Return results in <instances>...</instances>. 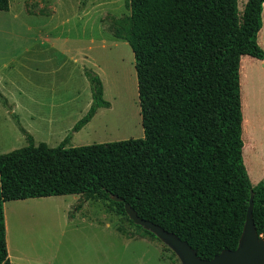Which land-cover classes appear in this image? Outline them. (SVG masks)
<instances>
[{
	"label": "trees",
	"instance_id": "16d2710c",
	"mask_svg": "<svg viewBox=\"0 0 264 264\" xmlns=\"http://www.w3.org/2000/svg\"><path fill=\"white\" fill-rule=\"evenodd\" d=\"M10 6L0 0V11ZM126 6L130 15L113 19L114 36L135 57L143 138L67 148L68 136L55 148L35 145L0 91V103L29 142L0 155V264H11L4 205L28 199L79 195L78 210L101 201L133 228L129 237L159 243L177 257L130 220L128 204L212 260L237 249L253 193L254 222L264 235V177L253 186L244 164L240 74L244 57L264 61L258 43L264 0H248L243 10L239 0H127ZM84 75L93 101L72 133L111 106L101 78L88 68Z\"/></svg>",
	"mask_w": 264,
	"mask_h": 264
},
{
	"label": "rangeland",
	"instance_id": "374dc122",
	"mask_svg": "<svg viewBox=\"0 0 264 264\" xmlns=\"http://www.w3.org/2000/svg\"><path fill=\"white\" fill-rule=\"evenodd\" d=\"M83 1L10 0V11H0V78L13 83L8 90L1 81L0 91L35 145L55 148L68 136L67 148L144 137L135 57L128 43L114 36L113 19L130 15L127 0H87L85 6ZM247 1L239 0L241 10ZM262 20L258 43L264 50V8ZM85 68L101 78L104 100L111 106L100 108L89 125L72 133L93 101ZM240 74L244 164L256 186L264 177V61L244 57ZM40 86L43 89L35 88ZM76 92L77 98L69 104ZM32 110L47 117L32 119ZM7 112L0 103V155L29 143ZM79 202L74 196H61L12 207L9 239L13 255L17 250L19 257L32 264L37 259L41 264H181L159 243L129 237L133 228L103 202L90 201L78 210ZM28 207L38 212L29 214ZM82 218L90 223L81 224ZM24 260L22 264H29Z\"/></svg>",
	"mask_w": 264,
	"mask_h": 264
},
{
	"label": "water",
	"instance_id": "95a60500",
	"mask_svg": "<svg viewBox=\"0 0 264 264\" xmlns=\"http://www.w3.org/2000/svg\"><path fill=\"white\" fill-rule=\"evenodd\" d=\"M115 202H121L118 197H112ZM254 195L251 194L249 208L243 233L236 250H224L212 260L200 258L186 241L181 240L175 234L170 233L160 226L143 220L128 204L125 210L136 225L154 234L165 246H167L179 259L181 264H264V237L259 236L253 217Z\"/></svg>",
	"mask_w": 264,
	"mask_h": 264
},
{
	"label": "crops",
	"instance_id": "0c3cea01",
	"mask_svg": "<svg viewBox=\"0 0 264 264\" xmlns=\"http://www.w3.org/2000/svg\"><path fill=\"white\" fill-rule=\"evenodd\" d=\"M7 68V66L5 65L4 66V69H6ZM3 69V70H4ZM40 71V68L39 69H37L36 70V72H39ZM45 75V74H44ZM4 83V85H5V88L6 89H11L12 88V86H13V83H12V81H11V79H6V78H4V79H2V78H0V84L2 83V82ZM42 85H43V83H42ZM36 89H43L41 86L38 88V87H35ZM18 92H20L17 88H15ZM8 93H9V91H8ZM21 93V92H20ZM10 94V93H9ZM77 92L75 93V96L73 97V98H69L68 100H71L70 101V103L69 104H71L72 102H74L75 101V99L77 98ZM26 97V96H25ZM10 98H11V100H13L12 99V96L10 95ZM28 98H30V97H27V99ZM28 100H34V99H28ZM88 104V106L90 105V101L87 103ZM15 106H16V103H15ZM7 114L9 115V113L7 112ZM98 115V112L96 113V115H95V117ZM30 116H31V118L32 119H43V118H45V117H47V115L46 114H44L43 112H40V111H31V113H30ZM82 116V114L80 113L79 114V116L77 117V118H79V117H81ZM18 117H19V115H18ZM94 117V118H95ZM49 119V121L50 122H52V120L50 119V118H48ZM55 119V121H57L58 119L56 118V116H54V118H53V120ZM57 119V120H56ZM87 125H89V124H87ZM70 196H74V199H80V196L79 195H70ZM28 200H33V199H28ZM28 200H21V201H12V202H7L5 205H4V213H5V223H6V235H7V245H8V253H9V258H10V262H11V264H22V261L26 258V257H19L20 255H18L20 252L19 251H17V250H15V253H14V255H13V253H12V249H11V242H10V239H9V225H10V223H9V213H11L12 212V207H17V206H22V205H25L26 203H28ZM12 203V204H11ZM86 205L85 206H87V202L85 203ZM8 205H10V206H8ZM29 208V207H28ZM29 214L30 213H36V212H38V210L37 209H35L34 207H30L29 209H25ZM74 222V221H73ZM90 223V221L89 220H87L86 218H82V220H81V224H83V225H87V224H89ZM74 224V223H73ZM24 230H26L25 228H24ZM40 256H42V255H40ZM38 261H36L35 262V264H41V262H39L41 259H37ZM25 262H28L29 264H32V261L31 260H29V259H25L24 260Z\"/></svg>",
	"mask_w": 264,
	"mask_h": 264
}]
</instances>
